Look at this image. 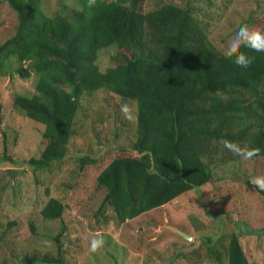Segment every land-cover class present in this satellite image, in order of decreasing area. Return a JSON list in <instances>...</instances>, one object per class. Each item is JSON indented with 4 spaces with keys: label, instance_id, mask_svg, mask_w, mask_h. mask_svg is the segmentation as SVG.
Listing matches in <instances>:
<instances>
[{
    "label": "trees",
    "instance_id": "trees-1",
    "mask_svg": "<svg viewBox=\"0 0 264 264\" xmlns=\"http://www.w3.org/2000/svg\"><path fill=\"white\" fill-rule=\"evenodd\" d=\"M5 2L16 14V25L0 44V72L31 81L34 92L15 94L12 107L43 126L41 151L29 160L30 168L47 169L71 150L79 171L95 161L80 155L81 146H70L96 91L134 106L131 120L119 129L127 144L115 147L96 177L105 194L94 218L102 223L110 219L108 210L124 223L221 180L216 170L229 159H241L222 140L258 148L256 157H264V52L241 46L253 60L247 68L237 66L215 49L207 26L188 4L147 10L148 0H58L48 16L41 0ZM110 48L115 50L113 65L101 71L98 53ZM3 160L12 161L6 155ZM63 208L49 197L40 210L42 218L60 221L50 237L54 253L36 260L23 257L18 264L65 261L64 247L70 244L64 243L69 232ZM14 224L8 222L5 229ZM238 237L203 240L218 263L225 256L226 264H249Z\"/></svg>",
    "mask_w": 264,
    "mask_h": 264
},
{
    "label": "rangeland",
    "instance_id": "rangeland-1",
    "mask_svg": "<svg viewBox=\"0 0 264 264\" xmlns=\"http://www.w3.org/2000/svg\"><path fill=\"white\" fill-rule=\"evenodd\" d=\"M164 4L191 6L207 26L209 41L222 54L238 25L264 30V0H148L147 10ZM57 5L58 0H41V10L48 16ZM15 25V12L0 0V44L12 35ZM114 54L113 48L98 53L101 71L113 65ZM32 92L30 80L0 72V237L6 232L0 241V264H18L23 257L36 260L54 253L50 237L58 231L60 221L46 220L40 214L49 197L62 202V221L70 233L64 241L70 245L64 247L62 264H226L225 256L218 263L208 255L203 239L220 235L226 241L234 233L239 235L248 263L264 264V191L249 182L252 176L264 174V157L229 159L216 170V178L221 180L124 223H117L108 210L105 216L110 219L102 223L101 217L94 218L105 194L96 177L113 158L115 147L127 144L119 129L133 115V104L105 90L93 93L88 99V116L70 148L81 146L85 151L80 155L95 161L79 171L71 150L60 163L35 170L29 167V160L39 156L43 126L12 107L15 94ZM82 103L86 107L87 100ZM122 105L131 112L122 111ZM5 155L12 161H1ZM8 222L15 224L5 229ZM98 235L103 236L104 244L91 251L89 242Z\"/></svg>",
    "mask_w": 264,
    "mask_h": 264
},
{
    "label": "clouds",
    "instance_id": "clouds-1",
    "mask_svg": "<svg viewBox=\"0 0 264 264\" xmlns=\"http://www.w3.org/2000/svg\"><path fill=\"white\" fill-rule=\"evenodd\" d=\"M241 46L250 48L256 52H264V30L240 24L234 29L233 33L229 36L225 43V54L232 57L233 62L237 66L247 68L252 63L253 58L247 55L245 51H241ZM122 111L129 113L130 109L127 105H124L122 107ZM221 143L224 148L243 160H252L259 153L258 148L244 146L231 140L225 139L222 140ZM249 182L256 186L259 190L264 191V174L252 176ZM103 244V236L98 235L91 238L89 248L91 251H95L102 247Z\"/></svg>",
    "mask_w": 264,
    "mask_h": 264
},
{
    "label": "water",
    "instance_id": "water-1",
    "mask_svg": "<svg viewBox=\"0 0 264 264\" xmlns=\"http://www.w3.org/2000/svg\"><path fill=\"white\" fill-rule=\"evenodd\" d=\"M171 230H173L176 234H178L179 236H181L182 238H184L185 240L191 241L192 238L191 236H189L188 234L182 232L179 229H174L173 227H169Z\"/></svg>",
    "mask_w": 264,
    "mask_h": 264
}]
</instances>
